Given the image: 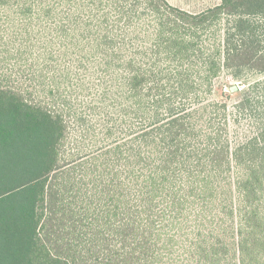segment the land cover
I'll return each mask as SVG.
<instances>
[{
    "label": "trees",
    "instance_id": "1",
    "mask_svg": "<svg viewBox=\"0 0 264 264\" xmlns=\"http://www.w3.org/2000/svg\"><path fill=\"white\" fill-rule=\"evenodd\" d=\"M0 264H264V0H0Z\"/></svg>",
    "mask_w": 264,
    "mask_h": 264
},
{
    "label": "rangeland",
    "instance_id": "2",
    "mask_svg": "<svg viewBox=\"0 0 264 264\" xmlns=\"http://www.w3.org/2000/svg\"><path fill=\"white\" fill-rule=\"evenodd\" d=\"M168 1L175 6L190 11H199L220 2V0H168ZM224 80L225 79L220 80L219 81L220 83H218L217 85V89H216L217 94L215 97L218 99L222 97L223 92L229 90L228 85L225 83L226 81ZM235 84L239 85V89L244 87L243 84H240V82H237Z\"/></svg>",
    "mask_w": 264,
    "mask_h": 264
},
{
    "label": "water",
    "instance_id": "3",
    "mask_svg": "<svg viewBox=\"0 0 264 264\" xmlns=\"http://www.w3.org/2000/svg\"><path fill=\"white\" fill-rule=\"evenodd\" d=\"M239 89V85L238 84H234L233 86H231V88H230V90L232 91V92H235V91H237Z\"/></svg>",
    "mask_w": 264,
    "mask_h": 264
}]
</instances>
